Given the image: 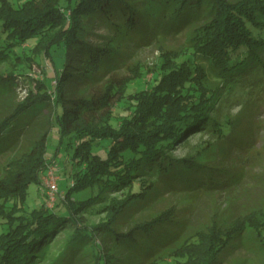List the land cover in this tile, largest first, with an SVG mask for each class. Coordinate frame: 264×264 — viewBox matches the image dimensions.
Instances as JSON below:
<instances>
[{
    "label": "trees",
    "instance_id": "obj_1",
    "mask_svg": "<svg viewBox=\"0 0 264 264\" xmlns=\"http://www.w3.org/2000/svg\"><path fill=\"white\" fill-rule=\"evenodd\" d=\"M165 1L175 5L171 30L178 31L192 20L197 24L190 52L179 62L161 63L153 70L152 80L135 90L130 91L126 83L117 100L127 97L129 104L117 108L113 87L89 94L76 84L111 65L125 50L129 53L152 40L155 27L147 26L134 1L78 0L73 5L71 1L23 0L16 5L0 0V155L28 145L0 177V264H35L53 237L70 225L76 228L72 242L92 235L94 240L96 230H109L120 247L127 248L129 262L140 264L175 241L183 221L166 212L122 233L110 224L118 214L127 213L128 203L144 198L154 184L176 190L182 184L206 188L210 183H228L202 163L175 156L173 150L198 132L222 136L231 131L217 101L241 89L249 71L255 72V78L264 72V0ZM98 25L107 26L114 35L124 26L128 33L123 46L114 40L104 45L91 42L89 35ZM58 50L64 52L59 68L53 57ZM198 53L214 67L218 87L206 86L205 69L195 60ZM46 58L54 65V77L47 74L38 82L28 77V94L17 99L18 78L29 75L25 69ZM45 109L51 111L49 117L44 116ZM54 121L61 125L62 136L74 144V182L52 208L43 202L28 209L29 186L41 184L50 165L47 147ZM184 168L189 169L186 175ZM122 187L129 188L128 195L104 206L106 221L78 227L82 211ZM254 226L264 236V223ZM242 229L212 227L204 264H211ZM77 243L74 247L79 249ZM93 250L96 264L109 263L110 256L96 241Z\"/></svg>",
    "mask_w": 264,
    "mask_h": 264
},
{
    "label": "rangeland",
    "instance_id": "obj_2",
    "mask_svg": "<svg viewBox=\"0 0 264 264\" xmlns=\"http://www.w3.org/2000/svg\"><path fill=\"white\" fill-rule=\"evenodd\" d=\"M11 1L17 5L23 0ZM61 1L62 4L71 1L73 5L78 2ZM132 1L136 3L141 15L146 17L147 26L155 27L150 35L152 40L136 45L129 53L125 50L121 57L111 61V65L93 73L88 80L76 84V88L80 91L86 90L89 94L101 93L107 86L113 87L112 100L116 102L117 108L129 104L127 97L117 100L126 83L130 91L135 90L152 80L153 70L161 63L179 62L190 52V37L197 25L190 23L192 20L178 31L171 30L174 23L170 26L169 20L173 16L174 4L167 5L165 0ZM125 32L123 26L122 32L114 35V31L107 26L98 25L89 35V40L100 45L114 40L116 44L123 46ZM53 57L56 67H61L64 52L53 51ZM195 60L205 69L206 86L218 87L220 82L215 77L214 67L210 62L200 53L195 56ZM24 72L29 75L19 77L15 83L17 99H23L28 94V77H34L35 82L45 79L47 74L54 77L55 68L46 58L42 63L34 62ZM254 74V71H249L241 89H233L224 101L221 98L217 101L221 107L222 120L231 128L228 134L215 136L207 131L198 132L176 144L173 150L175 156L189 157L202 163L206 169L217 175V179H226L228 183L222 186L210 183L206 188L182 184V189H179V185L176 190L163 184H154L147 189L144 198L128 203L127 210H124L127 213L118 214L115 220L111 221V227L124 233L129 232L136 224H143L166 212L182 217L183 225L177 231L178 238L140 264H204L209 231L215 225L226 227L230 231L237 226H243V229L239 234H235L211 264H264V236L259 234L254 226L258 222L264 223V72L258 74V78H255ZM226 91L227 89L224 93ZM120 111L122 112L123 108ZM50 112L45 109L44 116L49 117ZM60 127L58 121L53 122L47 147L50 165L43 173L41 184H30L28 209L43 202L52 208L54 201L59 196L63 197L64 191L74 182V173L77 170L72 159L74 144L70 143L68 136H62ZM27 148L26 143L24 147L0 155V177L6 173L9 162ZM52 165L56 167L57 177L48 173ZM183 170L185 175L189 172L188 168ZM220 170L221 173H218ZM200 172L203 171L199 170L198 173ZM128 192V187H122L106 193V198L97 200L80 213L82 217L78 227H91L106 221L108 212L104 206L113 198L126 199ZM75 231V225L63 227L35 264H96L93 250L95 241L102 247L103 252L110 256L108 264H132L126 258L127 248L120 247L121 243L116 241L109 230H96L94 240L90 239H93L92 235L84 240L72 242ZM75 243L80 245L79 249L74 247Z\"/></svg>",
    "mask_w": 264,
    "mask_h": 264
},
{
    "label": "built area",
    "instance_id": "obj_3",
    "mask_svg": "<svg viewBox=\"0 0 264 264\" xmlns=\"http://www.w3.org/2000/svg\"><path fill=\"white\" fill-rule=\"evenodd\" d=\"M55 172H56V167H55V165L50 166L49 171H48L49 175L51 174V175H54V176L57 177V175H55ZM54 189H55V188H54ZM52 193L54 194V193H55V190H53Z\"/></svg>",
    "mask_w": 264,
    "mask_h": 264
}]
</instances>
